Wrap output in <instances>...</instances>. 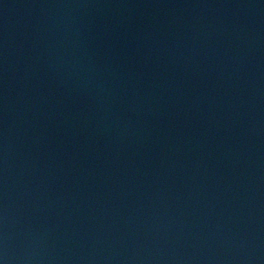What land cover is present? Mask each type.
<instances>
[{
    "label": "water",
    "instance_id": "95a60500",
    "mask_svg": "<svg viewBox=\"0 0 264 264\" xmlns=\"http://www.w3.org/2000/svg\"><path fill=\"white\" fill-rule=\"evenodd\" d=\"M0 264H264V0H0Z\"/></svg>",
    "mask_w": 264,
    "mask_h": 264
}]
</instances>
